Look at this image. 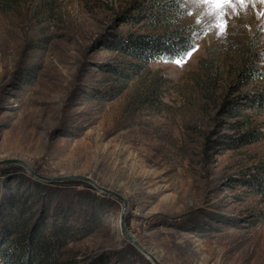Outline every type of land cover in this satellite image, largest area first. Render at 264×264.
<instances>
[{
    "label": "rangeland",
    "instance_id": "374dc122",
    "mask_svg": "<svg viewBox=\"0 0 264 264\" xmlns=\"http://www.w3.org/2000/svg\"><path fill=\"white\" fill-rule=\"evenodd\" d=\"M228 11L202 0H0V160L121 193L129 230L162 264H264V5ZM225 19L219 35L210 25ZM183 27L198 48L180 65L138 70L111 47ZM12 194L50 215L58 201L69 213L93 207L94 232L67 257L154 264L123 235V204L86 183L0 165V202Z\"/></svg>",
    "mask_w": 264,
    "mask_h": 264
},
{
    "label": "trees",
    "instance_id": "16d2710c",
    "mask_svg": "<svg viewBox=\"0 0 264 264\" xmlns=\"http://www.w3.org/2000/svg\"><path fill=\"white\" fill-rule=\"evenodd\" d=\"M165 5L171 12L179 10L174 2ZM190 30L183 27L163 33L131 32L116 36L111 47L136 59L138 62L134 65L143 70L155 59L172 60L191 51L196 45V35ZM20 196L12 194L0 202V264H86L67 257L66 247L94 232L93 207L82 206L81 210L69 213L65 210L69 204L58 201L59 207L50 215L46 203L41 210L37 208L38 200L28 204L30 198ZM87 264L108 263L103 257H97Z\"/></svg>",
    "mask_w": 264,
    "mask_h": 264
},
{
    "label": "water",
    "instance_id": "95a60500",
    "mask_svg": "<svg viewBox=\"0 0 264 264\" xmlns=\"http://www.w3.org/2000/svg\"><path fill=\"white\" fill-rule=\"evenodd\" d=\"M3 164H15L19 165L25 170H27L32 176L45 181V182H51V183H62V182H69V181H78L82 183H86L89 187H92L96 189L100 193L107 194L109 196L114 197L118 201H120L123 204V209L121 213V230L123 235H125L131 242L132 244L142 252L143 255L149 260H151L154 264H162L154 254H152L149 250H147L141 243L140 241L136 238V236L129 230L127 226V211H128V206H129V201L128 199L122 195L121 193L112 190L108 187L100 185L96 180L91 178L90 176H84V175H64V176H46L43 174H40L36 172L34 169L30 167V165L18 158H10V159H3L0 160V165Z\"/></svg>",
    "mask_w": 264,
    "mask_h": 264
},
{
    "label": "snow or ice",
    "instance_id": "6c2138e0",
    "mask_svg": "<svg viewBox=\"0 0 264 264\" xmlns=\"http://www.w3.org/2000/svg\"><path fill=\"white\" fill-rule=\"evenodd\" d=\"M202 2L205 4L211 3V4L215 5L217 8V11L222 13L224 15V17H226V18H230V16L232 15V13L228 11L229 7L235 9L236 5L246 6L249 3L255 4L257 2L264 5V0H202ZM236 11L238 13V9H236ZM210 27L217 29L219 35L226 34L227 28H228L227 19H225V22L223 24H212V25H210ZM262 30H264V26H262ZM196 48H198V45L196 47L192 48L191 51H189L187 53L188 56H191L192 51H195ZM175 63L180 65L181 60L176 59Z\"/></svg>",
    "mask_w": 264,
    "mask_h": 264
},
{
    "label": "bare ground",
    "instance_id": "6f19581e",
    "mask_svg": "<svg viewBox=\"0 0 264 264\" xmlns=\"http://www.w3.org/2000/svg\"><path fill=\"white\" fill-rule=\"evenodd\" d=\"M254 5V4H253ZM245 7V6H244ZM240 8V7H239ZM242 9V8H241ZM244 9V8H243ZM262 19V18H261ZM260 25V24H259ZM263 26H264V24H263Z\"/></svg>",
    "mask_w": 264,
    "mask_h": 264
}]
</instances>
